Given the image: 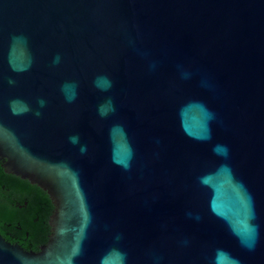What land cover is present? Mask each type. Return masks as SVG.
Segmentation results:
<instances>
[{"label":"water","instance_id":"water-1","mask_svg":"<svg viewBox=\"0 0 264 264\" xmlns=\"http://www.w3.org/2000/svg\"><path fill=\"white\" fill-rule=\"evenodd\" d=\"M0 167V264H264V0H0Z\"/></svg>","mask_w":264,"mask_h":264},{"label":"trees","instance_id":"trees-1","mask_svg":"<svg viewBox=\"0 0 264 264\" xmlns=\"http://www.w3.org/2000/svg\"><path fill=\"white\" fill-rule=\"evenodd\" d=\"M51 212L44 192L0 167V234L5 241L37 252L47 242Z\"/></svg>","mask_w":264,"mask_h":264},{"label":"flooded vegetation","instance_id":"flooded-vegetation-1","mask_svg":"<svg viewBox=\"0 0 264 264\" xmlns=\"http://www.w3.org/2000/svg\"><path fill=\"white\" fill-rule=\"evenodd\" d=\"M27 236V235H26ZM0 239H2L3 241H5L4 240V238L1 236V234H0ZM6 243H8L7 241H5ZM8 244H10V243H8ZM10 245H14V246H18V247H20L19 245H17V244H10ZM42 247V246H41ZM21 248V247H20ZM21 249H23V248H21ZM40 249V248H39ZM39 249H38V251H39ZM24 250V249H23ZM25 251V250H24ZM38 251L37 252H31V251H25V252H31V253H38Z\"/></svg>","mask_w":264,"mask_h":264}]
</instances>
